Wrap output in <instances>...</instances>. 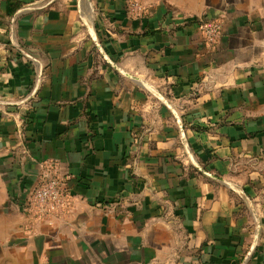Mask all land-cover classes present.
I'll return each instance as SVG.
<instances>
[{
	"label": "crops",
	"instance_id": "0c3cea01",
	"mask_svg": "<svg viewBox=\"0 0 264 264\" xmlns=\"http://www.w3.org/2000/svg\"><path fill=\"white\" fill-rule=\"evenodd\" d=\"M140 1L0 0V264H264V0Z\"/></svg>",
	"mask_w": 264,
	"mask_h": 264
},
{
	"label": "built area",
	"instance_id": "2783aa9c",
	"mask_svg": "<svg viewBox=\"0 0 264 264\" xmlns=\"http://www.w3.org/2000/svg\"><path fill=\"white\" fill-rule=\"evenodd\" d=\"M146 12V6L140 0H131L129 13L140 18ZM199 27L206 46L211 50L218 48L223 35V22L220 18L199 20ZM53 167H47L40 181L29 193L26 212L31 221L39 222L62 216L73 207V193L67 179L52 173Z\"/></svg>",
	"mask_w": 264,
	"mask_h": 264
},
{
	"label": "water",
	"instance_id": "95a60500",
	"mask_svg": "<svg viewBox=\"0 0 264 264\" xmlns=\"http://www.w3.org/2000/svg\"><path fill=\"white\" fill-rule=\"evenodd\" d=\"M104 56L107 58V56H106L105 52H104Z\"/></svg>",
	"mask_w": 264,
	"mask_h": 264
}]
</instances>
